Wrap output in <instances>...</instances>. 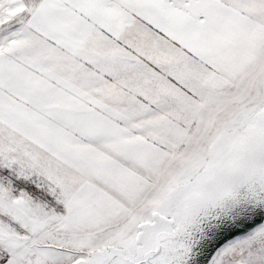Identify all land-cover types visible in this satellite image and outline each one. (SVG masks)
<instances>
[{
	"label": "snow or ice",
	"instance_id": "6c2138e0",
	"mask_svg": "<svg viewBox=\"0 0 264 264\" xmlns=\"http://www.w3.org/2000/svg\"><path fill=\"white\" fill-rule=\"evenodd\" d=\"M0 264H264V0H0Z\"/></svg>",
	"mask_w": 264,
	"mask_h": 264
}]
</instances>
